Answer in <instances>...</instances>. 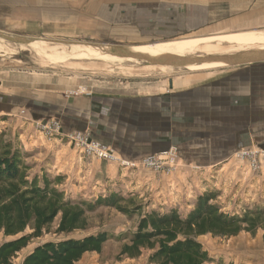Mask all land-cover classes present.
Instances as JSON below:
<instances>
[{"label":"rangeland","instance_id":"1","mask_svg":"<svg viewBox=\"0 0 264 264\" xmlns=\"http://www.w3.org/2000/svg\"><path fill=\"white\" fill-rule=\"evenodd\" d=\"M235 3L0 0V31L47 42L35 48L0 41V97L28 86L63 91L66 98L99 96V121L110 122L113 132L108 136L123 138L118 143L131 147L162 145L168 150L136 161H109L116 168L112 175L99 167L98 157L63 134L62 124L53 118L36 120L25 108L0 112V137L20 148L31 176L62 177L58 188L74 200L92 202L119 193L141 205L131 215L105 206L88 213L87 228L69 237L104 231L110 239L101 254L88 253L78 264H151L148 249L135 259L119 256L141 215L178 208L184 216L205 193H216L214 203L229 214L264 210V61L193 72L79 56L78 47L47 40L144 46L229 34L264 38V15L256 13L254 1L245 7ZM205 47L225 54L264 45L216 42ZM57 224L16 261L39 243L66 238L55 233ZM199 240L213 260L208 264H264L263 228L255 235L209 234Z\"/></svg>","mask_w":264,"mask_h":264},{"label":"trees","instance_id":"2","mask_svg":"<svg viewBox=\"0 0 264 264\" xmlns=\"http://www.w3.org/2000/svg\"><path fill=\"white\" fill-rule=\"evenodd\" d=\"M32 169L20 148L0 137V264H16L19 255L41 238L58 220L55 233L67 237L37 244L22 264H78L86 254H101L110 237L107 232L82 238L69 235L85 230L87 214L111 207L131 215L142 210L134 199L119 193L92 202L66 197L58 185L62 177L30 175ZM216 193L197 197L183 216L178 208L154 209L142 214L136 231L126 238L119 256L135 259L148 249L151 264H208L213 260L199 237L231 238L242 232L264 230V210L246 209L229 214L214 203ZM129 204L124 206L122 204Z\"/></svg>","mask_w":264,"mask_h":264},{"label":"crops","instance_id":"3","mask_svg":"<svg viewBox=\"0 0 264 264\" xmlns=\"http://www.w3.org/2000/svg\"><path fill=\"white\" fill-rule=\"evenodd\" d=\"M208 4L219 6L221 3L229 5L231 0H207ZM235 5L247 6L254 1L257 14L264 15V0H233ZM228 3V4H227ZM238 3V4H237ZM264 19V18H263ZM15 95L0 97V112L15 114L18 109L25 108L32 118L36 120H47L53 118L62 124V132L66 135L77 131H88L91 139L111 147L117 155L127 161H136L143 157L156 154L166 149L162 145H133L132 147L118 143L123 138L108 136L112 133L111 126L107 121H99V96L64 97L63 91L48 89L40 90L36 86L16 87ZM66 98V100L64 99ZM107 125V126H106ZM110 128V129H109ZM107 129V130H106ZM264 147V144L263 146ZM99 167L109 170L116 175L115 165L107 161L99 160ZM101 172L104 173L102 169ZM115 170V172H114ZM23 258L16 264H22Z\"/></svg>","mask_w":264,"mask_h":264},{"label":"bare ground","instance_id":"4","mask_svg":"<svg viewBox=\"0 0 264 264\" xmlns=\"http://www.w3.org/2000/svg\"><path fill=\"white\" fill-rule=\"evenodd\" d=\"M0 41H2V39H0ZM47 41L52 42L50 40H47ZM216 42L226 43L229 45H246V44H256V43H260L264 45V38L257 37L253 34H245V35L229 34V35L211 36V37H204V38L182 39V40H177V41H172V42H167V43L149 44V45L140 46V49L146 53H150V54L158 55V56H166V57L234 55V57L241 58V57H247L248 55L253 54L252 51L264 53V47L247 50V51L225 53V54L210 53L211 50H216L217 48L205 47V46L208 44L216 43ZM46 43L47 42L45 41V39L33 38L32 43L28 46L38 48L40 45H46ZM65 45H72L73 47H78L80 49V52L78 54L79 56L97 58L99 60L137 61V62L148 64L145 61H140V60L130 58V57L128 58L121 57L120 55L115 54V53L102 52L100 49L95 48L93 44L73 43V44H65ZM0 48H1V45H0ZM201 51H204V52H201ZM160 66L184 69V70L193 71V72L207 71V70H214V69L229 67L228 63L225 61H213V60L197 61V62L186 64V65H160Z\"/></svg>","mask_w":264,"mask_h":264},{"label":"water","instance_id":"5","mask_svg":"<svg viewBox=\"0 0 264 264\" xmlns=\"http://www.w3.org/2000/svg\"><path fill=\"white\" fill-rule=\"evenodd\" d=\"M0 39L20 44V45H30L33 38L24 37L19 35H14L11 33L0 31ZM54 43L62 44H73L78 42L70 41H58L50 40ZM80 43V42H79ZM83 44V43H82ZM94 45V44H93ZM95 48L100 49L102 52L115 53L121 57H130L140 61H145L151 65H186L197 61L213 60V61H225L228 63L229 67L239 66L246 64H253L264 61V53L254 52L247 57H234V55H205V56H183V57H166L158 56L150 53H146L140 49V46H127V45H94ZM168 151L167 149H165Z\"/></svg>","mask_w":264,"mask_h":264},{"label":"built area","instance_id":"6","mask_svg":"<svg viewBox=\"0 0 264 264\" xmlns=\"http://www.w3.org/2000/svg\"><path fill=\"white\" fill-rule=\"evenodd\" d=\"M87 132L88 131H82V132L77 131L69 134V137H71L72 140L76 141L78 146L84 147L83 150L88 155L96 156L100 160H104L108 162L112 160H120L119 156L118 155L116 156L114 150L111 147L91 139L90 133ZM263 155H264V149H263ZM123 164H125L124 160H123Z\"/></svg>","mask_w":264,"mask_h":264}]
</instances>
